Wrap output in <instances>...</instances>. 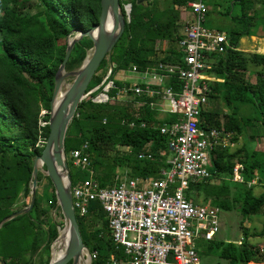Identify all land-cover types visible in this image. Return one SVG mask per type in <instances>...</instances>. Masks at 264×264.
<instances>
[{
    "label": "trees",
    "instance_id": "16d2710c",
    "mask_svg": "<svg viewBox=\"0 0 264 264\" xmlns=\"http://www.w3.org/2000/svg\"><path fill=\"white\" fill-rule=\"evenodd\" d=\"M192 1L195 0H167L163 5L160 0H120L123 13L131 5L130 16H125V31L111 56L101 63L88 91L103 82L110 67L113 79L115 73L129 72L134 66L145 70L159 63H181L183 54L179 42L184 29L180 22ZM217 1L209 0L208 6H216ZM30 2L0 0V223L29 205L26 201L18 204L22 198L31 197L34 160L44 148L37 145L40 140L47 141L50 132L48 125L40 126V114L47 112L44 121L48 123L55 77L66 55L67 38L89 31L99 23L101 13V0H37L38 11L34 14L25 12L31 8ZM227 2L231 6L225 15L233 25L225 32L234 48L212 57V71L222 82L212 83L209 95L212 107L201 113L200 120L204 129L224 128L232 134L231 142L237 146L248 130L257 124L264 127V54L239 50L241 39L256 37V31H263L264 38V0ZM235 7L238 15L233 14ZM91 49L90 38L77 42L66 70L79 69ZM261 50L264 53V42ZM252 65L263 68L257 72L256 83L245 78ZM167 84L176 91L181 90V83L176 79L171 78ZM115 85L120 88L123 83L115 81ZM124 99L107 104L83 100L67 131L66 157L87 143L101 187L112 185L113 170L117 168L128 170L131 178L159 179L172 156L161 127L174 122L177 116L162 115L151 107V100L147 98L130 95ZM221 102L230 109L229 113L220 107ZM249 139L255 142L250 133ZM141 152L153 158L139 159ZM237 162L245 168V184L227 181ZM209 166L211 178L192 182L187 198L192 194L193 200H197L202 191L205 202L221 212H238L241 230L247 219L264 215V148L250 149L246 144L221 147L212 152ZM69 168L72 188L86 180L87 175L70 162ZM256 175L263 189L261 193L255 192L254 182L248 184ZM38 181L33 210L5 222L0 228V264H49L51 261V247L59 236L58 227L63 225L51 217V211L61 213V209L49 177L39 174ZM42 215L46 217L45 222L40 221ZM77 219L85 246L90 253H97L91 264H107L111 256L123 258L124 252L113 242L108 216L99 201H92L89 214L77 215ZM242 231L244 237L237 243L199 242L200 256L215 251L228 264H264L254 262L264 252L250 243V238H264V223L259 232ZM21 235L31 242L30 247L20 246Z\"/></svg>",
    "mask_w": 264,
    "mask_h": 264
},
{
    "label": "built area",
    "instance_id": "2783aa9c",
    "mask_svg": "<svg viewBox=\"0 0 264 264\" xmlns=\"http://www.w3.org/2000/svg\"><path fill=\"white\" fill-rule=\"evenodd\" d=\"M186 8L184 36L179 42L181 63H159L145 70L134 66L129 72L143 77V81L123 83L120 88L112 79L111 67L103 82L86 92L85 99L95 104L125 100L130 95L147 98L152 108L177 116L174 122L161 127L172 156L159 179L124 178L101 187L87 143L66 157L68 164L87 175L86 180L72 188L76 215L86 217L90 203L99 201L108 216L113 242L124 252L123 258L111 256L107 264H201L198 241H213L221 230V210L189 201L186 192L192 182L211 178L213 151L236 148L231 133L224 128L204 129L200 120L209 104L212 83L222 82L212 71V57L234 47L226 32L205 26L210 10L204 0L189 2ZM171 78L181 83L180 91L167 84ZM42 142L45 145L46 141L40 140L37 147ZM138 158L153 156L141 152ZM244 173V166L237 162L227 181L245 184ZM253 182L258 186V175L248 184ZM63 228L64 223L58 227L59 234ZM96 258V252L90 253L88 261L92 263Z\"/></svg>",
    "mask_w": 264,
    "mask_h": 264
},
{
    "label": "water",
    "instance_id": "95a60500",
    "mask_svg": "<svg viewBox=\"0 0 264 264\" xmlns=\"http://www.w3.org/2000/svg\"><path fill=\"white\" fill-rule=\"evenodd\" d=\"M100 4L99 23L89 31L75 35L73 39L72 35L67 38L66 55L55 77V88L48 122L49 136L43 146L42 153L34 160V170L30 184V203L26 208L17 211L0 223L1 228L5 222L30 213L36 202L39 174L49 177L54 186L57 204L64 219L62 233L52 244L49 264H82L83 261H88L90 255V251L83 242L77 215L73 208L71 174L65 153V139L76 111L80 103L85 100L86 92L101 63L105 57L111 56L114 47L125 31V16L128 18L131 13V5H127L125 13H123L120 0H101ZM84 37L90 38L93 42V53L90 57L89 55L86 57L79 69L67 71L66 65L73 48ZM71 78L73 79L72 85L64 92L62 100L56 104L62 93L64 82ZM64 242L66 245L64 256L54 260V248Z\"/></svg>",
    "mask_w": 264,
    "mask_h": 264
},
{
    "label": "rangeland",
    "instance_id": "374dc122",
    "mask_svg": "<svg viewBox=\"0 0 264 264\" xmlns=\"http://www.w3.org/2000/svg\"><path fill=\"white\" fill-rule=\"evenodd\" d=\"M160 1L164 5L165 1H167V0H160ZM204 2L208 6L209 0H204ZM36 3H37V0H31V2H30L31 8L30 9L26 8L25 12H27L29 14L36 13L38 11V9L36 7ZM25 6H28V5H25ZM230 6H231V3H228L227 0H218L216 2V6H212V7L208 6L209 10L211 12V15H209L207 17V23L205 24V26L209 27V28L216 29V30H221L224 32L227 31L233 25L232 20L225 15L226 10ZM233 14L238 15V7H235ZM183 15H184V12H183ZM184 21H185V18L182 17L181 22H180L182 31L184 29ZM255 35H256V37H254V38H249V37L242 38L240 43H239V50L246 52V53L264 54L261 52L262 51L261 50L262 49V43L264 42L263 31H256ZM72 39H73V37H72ZM92 53H93V49H91L89 51V53H88L89 57L92 55ZM249 69L250 70L248 71L245 78L247 79V81H249L251 83H256L257 72L263 71V68L261 66L252 65V67H250ZM113 80L119 81L121 83L133 85L135 83L142 82L143 77H141L137 74H134L132 72L120 71V72L114 74ZM72 83H73L72 78L67 79L64 82L62 91L66 92L70 88ZM211 105L212 104L209 102L206 109L207 110L211 109V107H212ZM220 107H222V109L225 112H227V113L230 112V109L228 107H226L222 102L220 104ZM46 114L47 113L44 111H42L40 114V117H41L40 122L42 124L45 123L44 117L46 116ZM249 133H250V135L253 136V140H255L256 143L249 139ZM244 144H246V146L250 149L263 150V148H264V127L261 124H257L256 128H251L250 130H248L247 133L244 136H242L239 144L236 147H242ZM43 146H44V142H42L40 144V147H43ZM209 168H210V166H209ZM109 170H112V169H109ZM113 172H114V175L112 177L113 178L112 185H114L117 181H119L121 179L131 177L130 175L127 174V173H129L128 170L126 172L124 169H121V168L114 169ZM255 192L256 193L263 192L262 186L258 185L255 188ZM198 195L199 196H198L197 200H193L194 196H192V194L190 196H188L187 199L193 203H197L200 205H210L208 202H205L204 193L202 191H200L198 193ZM27 202H28V204L30 203V198L27 199ZM60 214L61 213H59L57 210L51 211V217L57 223L62 224V223H64V219L60 216ZM239 217H240V215L236 211L235 212L234 211L233 212H221V214H220L221 231H220V234L218 235V237L215 239L218 241L237 243L238 241H240L244 237V234L242 231L243 229L248 231V233H250V232L253 233L256 231L259 232L262 229V225L264 223V215L256 216V217L254 216V217L247 219L246 222L243 224L242 230L239 227V221H238ZM45 220H46V217L44 215H42L40 217V221L45 222ZM98 223H99L98 225L101 226V223L100 222H98ZM40 224H41L40 225L41 227H45V224H42V223H40ZM4 231H5V229H4ZM6 232L7 231H5L4 233H6ZM20 237H21L20 246L23 245V247H28V246L30 247L31 242H27L26 239L24 240L23 235H21ZM250 243L252 245H255L257 248L264 247V238H250ZM259 256L260 257H257L254 259V262H264V259H263L264 253L259 255ZM82 264H86V262L83 261ZM88 264H91V262L88 261ZM201 264H228V262L220 259L218 254L215 251H213L210 254H203L201 256ZM252 264H256V263H252Z\"/></svg>",
    "mask_w": 264,
    "mask_h": 264
},
{
    "label": "bare ground",
    "instance_id": "6f19581e",
    "mask_svg": "<svg viewBox=\"0 0 264 264\" xmlns=\"http://www.w3.org/2000/svg\"><path fill=\"white\" fill-rule=\"evenodd\" d=\"M63 95H64V92L62 91V93L60 94L59 98L56 101V104L59 103L62 100ZM232 182L238 183V182H235V181H232ZM239 184H241V183H239ZM65 247H66V245H65V242H64L63 244H58L54 248V252H53V259L54 260H58V259H60L61 257L64 256V254H65ZM86 264H88V261H86Z\"/></svg>",
    "mask_w": 264,
    "mask_h": 264
},
{
    "label": "crops",
    "instance_id": "0c3cea01",
    "mask_svg": "<svg viewBox=\"0 0 264 264\" xmlns=\"http://www.w3.org/2000/svg\"><path fill=\"white\" fill-rule=\"evenodd\" d=\"M186 15H187V14H186ZM252 38H254V37H252ZM157 110H158L162 115L169 114V113H164V112L160 111V109H157ZM170 158H171V157H170ZM130 178H131V177H130ZM140 179H141V178H140ZM25 201L27 202L26 199L22 198L18 205L20 206V205L24 204ZM220 231H221V230H220ZM219 234H220V232H219ZM219 234H218V235H219ZM218 235L216 236V238L218 237ZM215 240H216V239H215ZM202 241H204V240H199L198 243H199V242H202ZM197 246H198V244H197ZM256 264H263V263H256Z\"/></svg>",
    "mask_w": 264,
    "mask_h": 264
}]
</instances>
